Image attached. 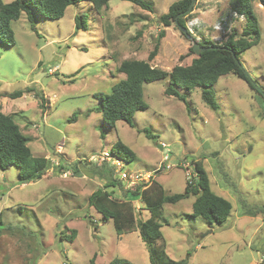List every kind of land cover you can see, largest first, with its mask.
Wrapping results in <instances>:
<instances>
[{"label": "rangeland", "instance_id": "374dc122", "mask_svg": "<svg viewBox=\"0 0 264 264\" xmlns=\"http://www.w3.org/2000/svg\"><path fill=\"white\" fill-rule=\"evenodd\" d=\"M146 1L152 11L130 0H110L97 11L83 0L58 19L36 14L32 23L22 14L12 21L16 44L0 42V91L7 93L0 95V104L29 137L33 155L51 160L41 179L27 183L16 165L0 168V264H90L93 257L97 264L116 258L151 263L139 229L118 233L89 202L98 187L115 176L120 180L109 161L92 160L117 139L136 153L134 160L123 161L126 169L155 170L168 157L172 168L153 177L167 194L185 193L182 162L194 169L199 161L212 190L233 203L224 223L193 216L192 193L165 203L159 241L171 259L190 252L188 264H264V211L252 213L264 207V5L253 0L260 42L239 56L258 90L225 74L214 86L219 107L213 110L198 87L180 89L185 102L165 92L168 78L147 82L149 106L135 112L134 127L123 120L110 125L95 94L110 92L125 76L117 71L123 59L147 60L161 29L165 36L150 63L171 70L191 63L193 42L206 38L205 30H213L219 17L232 14V33H242L247 24L233 15L229 0H197L186 17V23L195 22L189 37L177 24L159 21L175 0ZM81 14L88 16L89 28L76 32L75 16ZM27 86L44 97L36 91L8 95ZM115 186L114 196L131 200L138 219L150 217L138 197L126 196L133 187L123 181Z\"/></svg>", "mask_w": 264, "mask_h": 264}, {"label": "trees", "instance_id": "16d2710c", "mask_svg": "<svg viewBox=\"0 0 264 264\" xmlns=\"http://www.w3.org/2000/svg\"><path fill=\"white\" fill-rule=\"evenodd\" d=\"M81 1L83 0H13L10 2L0 0V42L7 46L16 44L12 21L19 19L22 14H26L32 23L36 14L50 19H58L64 16L68 6ZM89 1L95 10L100 11L109 4L110 0ZM130 1L150 11L153 10V5L149 1ZM259 1L264 5V0ZM190 3L191 0L173 1L168 7V11L160 15L159 21L165 26H170L173 23L177 24L176 19L178 18L177 25L186 26V17L193 12L196 4L192 11L185 15H181V13L188 9ZM229 4L231 9L244 14L247 19L242 33H231L222 44L209 38H203L199 44L205 49L199 55L195 53L193 46L190 47V52L196 54L190 64H178L171 70H166L150 63V60L157 55L160 41L165 36V29L160 30L155 48L149 53L147 60L123 59L118 65L117 71L125 76L113 84L110 92L95 94V97L101 102L100 110L104 120L109 121L110 125H114L118 120H123L134 127L135 112L147 109L149 106L144 99V83L164 78L169 79V84L165 89L167 94L174 95L186 102L185 94H182L180 89L189 91L198 87L202 91L204 102L213 110L219 107L214 86L218 79L225 74L233 73L246 80L253 89H257L255 81L233 56V53H236L240 59L239 56L243 51L260 42L261 30L254 11L253 0H229ZM75 20L76 32L89 28L87 15H76ZM32 27L35 29L34 25ZM182 33L186 34L183 31ZM182 58L184 55H181ZM35 91L33 86H27L24 89L10 92L8 95L19 97L25 93L35 94ZM259 93L261 94L260 91ZM2 94L7 95L0 91V95ZM36 95L44 97L37 91ZM75 115L72 116V120ZM29 141V137L22 131L13 116L3 112L0 106V168L7 169L10 165H16L22 183L41 179L51 165V160L46 156L33 155ZM109 150L112 155L123 160H134L136 157L134 150L122 139H117ZM195 170L198 178L193 182L186 183L185 193L167 194L164 186L156 179H153L152 183L145 188L139 184L131 190H127L126 196L130 194L132 197H138L144 203L145 208L150 211V217L145 220L136 217V208L131 200H123L114 196L115 185L121 182L115 178V170L113 173L115 177L93 191L89 196V202L103 215L105 220L113 222L118 233L139 229L150 252V264H188L190 252L185 258L171 259L166 252L165 245L159 241L163 238L160 218L164 215V204L175 203L192 193L196 196L193 216H202L209 223H224L233 209L231 200L212 190L208 173L201 162L195 161ZM258 211H264V207L254 210L252 213L257 214ZM71 232L74 237L76 230L72 229ZM90 264H97L95 257L91 259ZM106 264L133 263L125 258H116Z\"/></svg>", "mask_w": 264, "mask_h": 264}, {"label": "built area", "instance_id": "2783aa9c", "mask_svg": "<svg viewBox=\"0 0 264 264\" xmlns=\"http://www.w3.org/2000/svg\"><path fill=\"white\" fill-rule=\"evenodd\" d=\"M233 11V15L240 17L241 20H245L246 17L244 14L238 13L237 11ZM230 15L219 17L215 23L212 25L213 30L206 29L205 33L207 36L206 38H209L217 43H224L229 36L231 35L233 29H232V22H230ZM194 23H186V26L188 30L195 34L194 31ZM92 160H107L109 161L113 166L115 171L119 174V179L125 183V185H128V187H135L140 185H143L144 188L149 186L152 183L153 177H155V174L157 171L160 170H169L172 168V165L167 163L168 157L165 158V161L163 164L161 163L158 168L151 171H143V170H129L126 169L123 163V159L112 155L109 151H102L101 155L95 156ZM182 166L186 169V180L187 182H193L198 178V174L195 170V162H194V169H190V164L187 161L182 162ZM66 174H72L71 172L65 171ZM64 175V174H63Z\"/></svg>", "mask_w": 264, "mask_h": 264}, {"label": "water", "instance_id": "95a60500", "mask_svg": "<svg viewBox=\"0 0 264 264\" xmlns=\"http://www.w3.org/2000/svg\"><path fill=\"white\" fill-rule=\"evenodd\" d=\"M196 1H197V0H191V3H190V5H189L188 9H187L185 12H182L181 15H185V14H187L188 12L192 11L193 8H194V5H195V3H196ZM176 22H177V24H178V18L176 19ZM179 28H180L184 33H186L189 37L192 36V34L189 33V31H188V29H187L186 26H183V25L179 24ZM193 48H194V51H195V53H196L197 55H199V54H200L202 51H204V49H205V48H203V47L199 44V42H197V41H194V42H193ZM210 48H213V47H210ZM233 56H234L236 62H237L239 65H241V66L243 67L242 62H241L240 59L237 57L236 53H233ZM160 147L163 148V144L160 145Z\"/></svg>", "mask_w": 264, "mask_h": 264}, {"label": "crops", "instance_id": "0c3cea01", "mask_svg": "<svg viewBox=\"0 0 264 264\" xmlns=\"http://www.w3.org/2000/svg\"><path fill=\"white\" fill-rule=\"evenodd\" d=\"M3 103H5V102L3 101ZM0 106H1V109H2L3 112H4V110H6V111L9 110V109H6V108L3 106L2 103L0 104ZM6 113H7V112H6Z\"/></svg>", "mask_w": 264, "mask_h": 264}, {"label": "clouds", "instance_id": "9594fccd", "mask_svg": "<svg viewBox=\"0 0 264 264\" xmlns=\"http://www.w3.org/2000/svg\"><path fill=\"white\" fill-rule=\"evenodd\" d=\"M187 27V26H186ZM188 29V28H187ZM189 31V30H188ZM190 32V31H189ZM191 33V32H190ZM192 34V33H191ZM103 151H107V150H103ZM110 152V151H109ZM115 170V169H114ZM187 181V180H186Z\"/></svg>", "mask_w": 264, "mask_h": 264}]
</instances>
